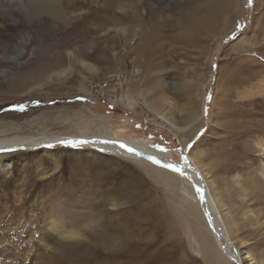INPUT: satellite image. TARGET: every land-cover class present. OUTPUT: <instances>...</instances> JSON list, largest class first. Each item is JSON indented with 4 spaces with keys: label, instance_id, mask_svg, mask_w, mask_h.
Listing matches in <instances>:
<instances>
[{
    "label": "rangeland",
    "instance_id": "rangeland-1",
    "mask_svg": "<svg viewBox=\"0 0 264 264\" xmlns=\"http://www.w3.org/2000/svg\"><path fill=\"white\" fill-rule=\"evenodd\" d=\"M186 1L138 0L155 11L162 8L158 15L166 19L161 29L166 54L149 61L134 51L149 27L138 18L146 10L137 9V0H80L69 10L68 24H50L53 39L41 28L27 27L19 13L0 14V138L53 141L48 153L34 146L0 150V160L11 163L6 176L0 172V264H95L60 253V238L46 239L50 232L34 226L39 211L60 202L76 212L74 228L81 232L76 241L91 244L103 257L113 252L91 241L121 224L130 235L122 256L147 253L146 264H205L189 227L175 230L166 249L153 251L167 238L157 209L163 211L168 201L182 220L201 228L214 249L227 254L196 188L182 175L62 142L111 133L164 149L180 165H189L193 156L217 201L227 238L244 256L264 264V201L258 191L264 184V0H238L226 27L219 23L208 38L182 44L172 37L179 33L178 7ZM105 14L112 21L100 29L97 19ZM51 40L66 45L60 63L43 48ZM44 64L55 67L14 86L17 74L45 70ZM157 109L189 128L174 134L159 123ZM113 198L116 208L106 205ZM101 208L103 220L95 211ZM20 218L27 221L23 226Z\"/></svg>",
    "mask_w": 264,
    "mask_h": 264
},
{
    "label": "bare ground",
    "instance_id": "bare-ground-1",
    "mask_svg": "<svg viewBox=\"0 0 264 264\" xmlns=\"http://www.w3.org/2000/svg\"><path fill=\"white\" fill-rule=\"evenodd\" d=\"M83 1L85 0H82V2ZM77 3L79 4L80 0H0V14H3L4 17L13 18L19 13L20 17L25 20L27 27L41 28V30H45L49 33L47 34L49 35L47 39H53L50 24H68L70 18L68 15V13H70L69 10L71 9V6H75ZM237 3L238 0H188L181 3L180 6L178 5L179 7L176 18L178 21L177 28H179V33L172 37V41L188 44L198 42L202 37L208 38L217 28L219 23L223 24L224 27L227 26L228 22H230L235 14L233 7H237ZM135 4L138 10L141 6H144L146 10L145 17H141L138 14V18L144 25H147V27L149 26L146 31L143 30L141 32L139 42L136 43L134 49L135 54L138 57L148 58V61L151 59H162L166 54L167 49V45H165L163 41L164 35L161 32L166 19L165 17L160 18L158 14H160L163 9L158 8V10L155 11V9L148 7V4L145 2L141 4L138 2ZM225 16H227V18L222 22L221 20ZM98 17L97 24L100 29L102 25L104 26L105 23L112 21V19H109V16L106 14ZM51 41L53 42V40ZM47 43L45 41L46 47L43 48H45V50H52L55 53L57 59L56 62L60 63L62 60L60 57V50L65 48L66 45L57 42L50 43V41L48 44ZM70 53L71 52L68 51V54ZM52 67L55 66L44 64L42 68L45 70H37V72L32 70L29 74H17L13 79V84L15 87L21 88L25 83L33 82L37 77L42 75L43 72L50 70L49 68ZM62 73L65 74V71ZM154 113L158 117L159 123L167 126V128L174 132V134L177 132H185V130L189 128L180 127L175 121H172L167 117L165 113L158 111V109L154 110ZM62 142H64V145L83 144L93 150L117 155L131 161L149 163L153 168L164 172L168 171L166 173L171 172L182 175L189 184L196 188L201 198L202 209L208 218L209 224L216 234H218L227 254H221L214 249V247L207 241L208 238L206 239V234L204 235L200 230L201 228L199 229L196 226L193 227L188 222L182 220L176 208V204L171 201L166 202L163 211L157 209V217L160 221L159 225L164 228L167 238H165L164 243L162 242L157 248H154V252L166 249L169 240L171 241L170 243H172V237H176L177 235L175 230L189 227L190 234H192L200 244L201 253L206 262L205 264H260L259 262H256L250 254L244 256L235 243L227 238V229L217 201L212 194L211 188L200 165L196 162L193 156H188L190 162L189 165H180L172 161L168 151L155 148L149 143H144L142 141L123 140L117 133H111L107 136L97 134L93 136L83 135L80 137H68L67 139H63ZM50 143H53V141L49 139H39L30 143L20 138H0V150H20L29 146H34L42 148L43 151L48 153ZM121 145H125L126 147H121ZM128 148L134 149L135 151L129 152L127 150ZM154 161H159V163ZM164 165H173L180 169V171H174L172 168L165 167ZM8 166H11L9 161L4 163L0 160V172L5 171L2 173L5 176L8 174ZM258 191L262 194L260 199L264 201V184H262V182L258 184ZM131 200V196H128L126 199L127 202ZM61 204L62 202L56 205L51 204L49 210L47 209L48 211L41 210L38 215H35L33 218L34 226H36L38 231L42 232V234H45V230L50 232L49 235H45L46 239L51 238V234L60 238L59 243L57 244V249L60 253H69L70 256L67 257H72L77 260L88 259V261L91 260L95 264H101V262L107 263L109 261L114 264H132L133 262L134 264H146L148 258H150L147 253L142 256L137 255L136 257L122 256L123 254L121 250L125 247L130 235L128 236L125 228L121 224H119L112 233L108 231L97 233L98 235H96L95 238L97 240L95 242L91 241L92 243L102 244L107 247L113 252L111 256L103 257L102 254L93 250L95 248H93L91 244L83 245L79 243L76 239L81 237V232L74 228L76 212L71 211V208L70 211H67V209L63 208L64 205ZM106 205L112 208L118 206L114 198L109 199ZM144 207L146 208V206ZM95 211L99 212L97 213L99 219L103 220L106 218L107 215L102 208L99 210L95 209ZM72 212H75V214ZM191 213L195 217H199L200 215L194 207L191 209ZM21 218L17 221L19 225L23 226L27 221H23ZM177 243H180L179 240ZM101 258L103 260H101Z\"/></svg>",
    "mask_w": 264,
    "mask_h": 264
},
{
    "label": "snow or ice",
    "instance_id": "snow-or-ice-1",
    "mask_svg": "<svg viewBox=\"0 0 264 264\" xmlns=\"http://www.w3.org/2000/svg\"><path fill=\"white\" fill-rule=\"evenodd\" d=\"M121 147H126L125 145H121ZM129 152H134L135 150L134 149H131V148H128L127 149ZM154 162H157L159 163V161H154ZM165 167H169V168H172V170L174 171H180V169L176 168L175 166L173 165H164Z\"/></svg>",
    "mask_w": 264,
    "mask_h": 264
}]
</instances>
